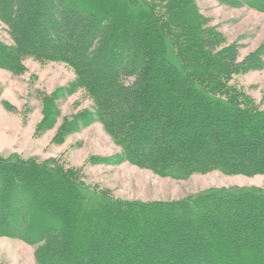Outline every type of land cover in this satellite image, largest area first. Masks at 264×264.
Masks as SVG:
<instances>
[{"label":"trees","instance_id":"16d2710c","mask_svg":"<svg viewBox=\"0 0 264 264\" xmlns=\"http://www.w3.org/2000/svg\"><path fill=\"white\" fill-rule=\"evenodd\" d=\"M129 1L0 0L13 40L0 39V67L21 71L26 58L71 66L121 159L161 176L264 173V111L230 84L261 68L259 58L237 62V47L207 27L194 0ZM226 1L264 12V0ZM45 113L43 129L53 122ZM76 172L0 156V236L37 245L38 264H264L262 190L124 201Z\"/></svg>","mask_w":264,"mask_h":264},{"label":"rangeland","instance_id":"374dc122","mask_svg":"<svg viewBox=\"0 0 264 264\" xmlns=\"http://www.w3.org/2000/svg\"><path fill=\"white\" fill-rule=\"evenodd\" d=\"M144 1L160 4L158 0ZM194 4L206 19L207 27L219 32L226 39V45L237 47V62L249 55L259 58L261 68L235 74L230 84L240 89L258 110L264 111V12L239 1L194 0ZM0 39L8 45L13 43L1 19ZM22 66L21 71L0 67V156L56 161L63 168L77 170L90 189L124 201L175 202L216 188L264 191V173L225 174L212 170L177 179L121 159L122 149L96 120V105L84 88L76 86L77 75L71 66L33 58L24 59ZM201 104L211 103L203 100ZM186 105L191 108L188 113L198 114V106ZM45 110L47 113L49 110L48 117L53 122L43 129ZM182 114L187 113L183 111ZM91 116L93 120L87 123ZM69 123L76 125V129L58 141ZM215 217L217 221L222 220L218 215ZM36 248L37 245L17 238L0 236V264H38Z\"/></svg>","mask_w":264,"mask_h":264}]
</instances>
